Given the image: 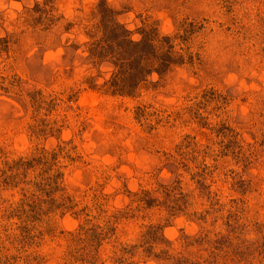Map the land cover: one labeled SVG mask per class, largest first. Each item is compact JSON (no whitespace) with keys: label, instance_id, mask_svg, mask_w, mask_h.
Returning <instances> with one entry per match:
<instances>
[{"label":"rangeland","instance_id":"obj_1","mask_svg":"<svg viewBox=\"0 0 264 264\" xmlns=\"http://www.w3.org/2000/svg\"><path fill=\"white\" fill-rule=\"evenodd\" d=\"M0 264H264V0H0Z\"/></svg>","mask_w":264,"mask_h":264},{"label":"trees","instance_id":"obj_2","mask_svg":"<svg viewBox=\"0 0 264 264\" xmlns=\"http://www.w3.org/2000/svg\"><path fill=\"white\" fill-rule=\"evenodd\" d=\"M146 55H147V54L145 53V56H146ZM119 66H120V69H121V66H122V65H119ZM146 70H147V69H146ZM117 75H118V74H116V77H117ZM126 76H129V75H128V71L125 69V72L123 73V78L125 79ZM123 78H122L121 83H123V81H124ZM120 86H121V87L124 86V87H123V90H124V91L127 90V89L129 88V85H128V86H127V85L125 86V84H124V85H120ZM121 91H122V90H121Z\"/></svg>","mask_w":264,"mask_h":264}]
</instances>
